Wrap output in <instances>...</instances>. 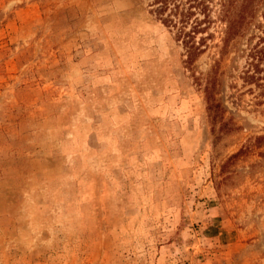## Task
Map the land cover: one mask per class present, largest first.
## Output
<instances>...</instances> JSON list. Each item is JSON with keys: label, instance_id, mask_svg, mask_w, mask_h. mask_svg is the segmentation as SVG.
I'll return each instance as SVG.
<instances>
[{"label": "rangeland", "instance_id": "1", "mask_svg": "<svg viewBox=\"0 0 264 264\" xmlns=\"http://www.w3.org/2000/svg\"><path fill=\"white\" fill-rule=\"evenodd\" d=\"M218 2L188 64L153 0H0V264H264V0Z\"/></svg>", "mask_w": 264, "mask_h": 264}, {"label": "trees", "instance_id": "2", "mask_svg": "<svg viewBox=\"0 0 264 264\" xmlns=\"http://www.w3.org/2000/svg\"><path fill=\"white\" fill-rule=\"evenodd\" d=\"M176 0H153L154 8L151 12L158 17V20L164 25H171L179 32L178 36H182V43L186 44L188 64L191 63V57L197 53V48L194 46V34L200 33L205 30L206 26L210 23V9L212 0H185L181 3ZM171 4V6H170ZM236 0H219L218 12L216 18L219 22L225 24V39L227 44L235 37L241 35L251 24L253 18V0H243L236 8ZM170 6V7H169ZM167 11V13H165ZM201 16V18H199ZM189 23L188 30L186 25ZM226 50V48H224ZM251 62L249 67L251 72L246 71L243 73V79L248 83H255L264 94V85L259 84L258 71L259 65L264 66V46H261L250 54ZM218 64V63H217ZM215 71H213V74ZM209 89L206 90L207 110L212 113L215 120L218 110L217 104L212 101V94L215 87V78L213 75L209 77Z\"/></svg>", "mask_w": 264, "mask_h": 264}]
</instances>
